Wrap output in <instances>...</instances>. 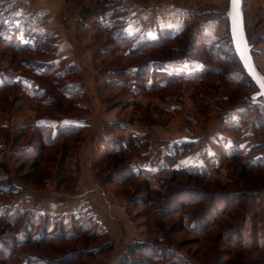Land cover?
Returning <instances> with one entry per match:
<instances>
[{"label":"rangeland","instance_id":"rangeland-1","mask_svg":"<svg viewBox=\"0 0 264 264\" xmlns=\"http://www.w3.org/2000/svg\"><path fill=\"white\" fill-rule=\"evenodd\" d=\"M57 1L58 6L61 5L60 17L66 23L57 29H48L41 24L48 20V14L29 10L32 5L30 0H0V176L10 177L21 189L16 196L0 193V213L12 208L45 209L49 201L55 204V211H61L59 204H63V207L72 204L70 212L92 218L104 231L101 223L117 229L114 235L105 231V237L90 238L82 235L75 240L49 245L50 248L57 246L62 252H67L81 247L97 248L105 242L109 243L107 251L86 257L79 264H113L133 240L154 241L160 249L171 247L173 252L189 264H213L218 259V249L231 251L230 257L234 259L241 254L239 263L236 261L238 264L261 260L260 256L249 253L247 249L242 251L238 247L224 244V239L221 242L211 240L217 233L226 234L227 229L242 222L244 216L248 220L242 229L244 235L248 233L251 224L264 231V167L249 170L241 177L240 159L232 158L239 151L250 157L251 162L262 155L264 100L260 97L251 98L257 89L245 77L233 55L228 23L220 27L217 33L219 37L207 33L199 25L207 15L215 19V25L220 22L225 8L221 6L220 0H121L119 3L114 0ZM246 4L244 24L247 39L256 66L264 75V0H246ZM112 6L124 10L116 16L122 19L126 32L137 31L136 39L142 36L157 39L158 36L172 33L175 35L174 40L161 47H146L143 50L146 55L136 56H127V48L105 45V41H110V36L104 29L102 12ZM129 6L135 10V17L129 11ZM82 7H90L98 13L86 24L80 25L78 19ZM157 9L160 12L157 13ZM144 21L147 27L141 28L140 33L138 26L134 28L133 25ZM174 24L181 25L159 28V25ZM144 29L146 32H143ZM65 32L68 37H73L76 45L73 54H70L71 59L67 60L65 56L64 61L56 55L55 47ZM206 33L209 35V44L201 48ZM5 36L9 40L14 38L13 44L1 42ZM104 48L116 49L115 57L104 58L101 51ZM145 61L150 65L147 68L149 73L154 69L160 75L152 80L147 72V77L142 79L130 77L127 86L113 84L103 89L104 80L109 77L104 71L108 68L135 66ZM40 63L46 67L52 64L53 75L60 74L71 64L76 69L64 78L45 77L41 75L45 66ZM78 63L86 65V69L88 67L91 70L90 74L84 76ZM165 78H169L166 85ZM82 83L90 87L86 93L81 91ZM154 83L155 87L148 90L146 85ZM136 84H139V88H135L137 90L134 89ZM57 88L78 93L79 99L76 101L82 109L69 107V101L60 96ZM89 89L92 90L91 95H88ZM39 91L44 93L38 98ZM49 97H54V101L44 102ZM92 101H96L100 109L114 114L115 121L129 122L127 130L117 134L123 138L126 148L123 157L136 169L146 170L148 179L135 177L126 186L116 183L103 185L101 181L112 171V166L94 170L91 164V185L75 189L78 177L77 150L80 144L75 150L76 158L68 163L67 179L61 186L54 175L56 162H49L48 159L40 162L35 176L24 179L23 176L32 171L30 163L22 172L16 171L22 162L16 161L14 155L20 146L27 143L32 128L14 146L12 138L16 137V131L39 123L55 128L67 117L89 115L90 107L87 105H91ZM161 138H167L171 146L183 141H190L193 146L187 153L178 156L175 162L164 163L162 157L165 147H159ZM49 153L46 150V155ZM4 164L7 170L2 169ZM174 169L186 170L191 176L187 173L176 174ZM45 176H49V179ZM93 186L101 189V204L107 207L118 206L123 219L118 220L111 214L101 220L92 215L90 203L94 204L97 198L88 193ZM183 186L198 188L201 194L199 202L188 203L193 196L189 190L183 191L177 202L182 207L167 213L173 207L166 206V200ZM257 191L263 192L261 198L249 205L250 197ZM237 193H241L239 202L229 208L226 215L216 216L215 224L201 236L199 243H193L191 239L195 236L183 224V216L188 214L185 223L189 225L192 219L204 213L213 202L215 211L207 212L206 217L196 218L201 225L205 219L208 223L210 216L221 207L222 200L218 198ZM132 196H146L147 200L143 201V205L132 206ZM81 197L85 200L76 204L71 202ZM125 201H128V207ZM49 215L59 221L64 213ZM55 221L51 220L50 223ZM6 226V220H0V240L2 237H20V227L11 226L5 230ZM182 227L185 230L180 231ZM14 251L16 255L12 260L5 259L0 264H25L28 256L41 252L31 243H18ZM48 255L53 256L52 253ZM227 257L229 255L219 259L225 261Z\"/></svg>","mask_w":264,"mask_h":264},{"label":"trees","instance_id":"trees-1","mask_svg":"<svg viewBox=\"0 0 264 264\" xmlns=\"http://www.w3.org/2000/svg\"><path fill=\"white\" fill-rule=\"evenodd\" d=\"M68 1V0H67ZM105 1V0H104ZM109 1V0H106ZM118 3L121 0H114ZM107 3V2H106ZM102 11V10H100ZM124 11L121 10L117 6H112L109 10H105L102 12V16L104 19V29L110 36V41H105V45H114L117 48H127V56H136V55H146L147 53L144 50L146 47L156 48L165 45L170 40H174L175 35L172 33H166L165 36H158L157 39H148L145 36L140 37L138 39L135 33L128 34L123 27L122 19L118 18L116 14L118 12ZM96 11H92L90 7H82L80 10V17L78 22L80 25L86 24L88 20H90L93 15H96ZM6 28L5 31H7ZM10 36V35H7ZM177 36V35H176ZM9 37H4L1 39V42L5 44H9L10 42L13 44L12 39H8ZM209 35L206 33L204 35V41L200 44L201 48L208 46L209 44ZM111 43V44H110ZM233 49V47H232ZM116 49H102V56L104 58H114ZM202 50V49H201ZM233 55L235 56L237 62L240 64L234 50ZM148 61L142 62L139 65H131L127 67H115L108 68L106 74L109 76L104 80L105 85L103 89L109 87V85H121L127 86L130 84V77L136 78H145L149 74V77L152 80L160 75L154 71V69H147L150 65L147 63ZM42 66H45V69L41 71V75L43 76H58L60 78L67 77L74 73L76 66L71 64L68 67H65L63 71L58 75H53L51 73L52 64H47L48 66L40 63ZM241 66V64H240ZM242 68V66H241ZM148 72V74H147ZM242 72L245 77L252 83L249 77L244 73L243 68ZM122 77H119V76ZM169 78H165L164 85L167 84ZM146 81V80H145ZM146 84V83H145ZM253 84V83H252ZM148 90H152L155 87L154 84L146 85ZM161 86V84H160ZM253 86H255L253 84ZM135 88H139V84H136ZM58 89V88H57ZM102 90V88H100ZM135 89V90H137ZM144 89V88H143ZM145 90V89H144ZM60 96H62L65 100L69 101V107L75 110H81L82 106L76 100L79 99V94L73 90L65 91V89H58ZM43 91H39L38 98L43 96ZM54 97H49L48 99H44V102L50 103L54 101ZM53 106V105H52ZM72 118V117H67ZM129 122L115 121L111 123H107L103 130L99 133V137L93 147L92 155H91V164L94 170L100 169H108L112 166V171H109L108 174L102 179L101 183L103 185L107 183H116L118 185L126 186L131 180L135 177H142L146 180L147 176H149L148 172L143 169H136L135 166L128 160L124 159L125 156V147L123 145V138L117 136L118 133L124 132L127 130ZM29 128H32V135L28 137L27 143H24L19 147L15 152V160L22 162V164L18 165L16 171L22 172L27 164L30 163V167L32 168L31 172L26 173L23 178L30 179L38 173V167L40 162L43 159L49 162H56V168L54 169V175L57 180L59 186L65 183L67 179V174L69 170V162L76 158V148L79 146L82 135L85 130V126L77 125L74 123H60L55 128H52L50 125L46 124H36L26 127V129L18 130L16 137L12 138L13 145L15 146L17 142L21 139H24L27 135V131ZM52 131V133H51ZM50 132V134H49ZM193 143L190 141H183L179 143L172 144L171 153H166L163 155L162 160L164 163H173L176 158L180 155H183L191 149ZM258 148V147H257ZM46 150H49V155H46ZM233 159H240V173L241 177H244L247 171L254 170L260 167H264V151L262 155L258 158L253 159L251 162L250 157H247L243 152H237L232 155ZM44 161V160H43ZM3 170H7V166L4 164L2 166ZM176 174H185L188 171L183 169H174ZM191 172V171H190ZM188 176H191L187 173ZM193 176V175H192ZM49 179V176H45ZM146 177V178H145ZM198 177V176H193ZM148 179V178H147ZM146 186L148 184L146 183ZM193 188V187H191ZM189 190L192 194L193 198L190 199L188 203L194 204L199 202V198L201 197L200 191L198 188L190 189V187H180L176 189L173 194L166 200V206H172L173 210H168L167 213H173L175 210L180 209L182 206L178 202V199L182 196L183 191ZM2 192V193H1ZM21 192L20 187H18L13 180L8 176H0V193L4 195L16 196ZM262 191H257L252 194L250 197L249 205L256 200L261 198ZM134 196V195H133ZM131 197V205H143L145 204L143 201L147 200L146 196L141 197ZM241 193L232 194V195H221L218 199L222 200L221 207L219 208L214 215L212 214L209 218V221L202 223H198L196 218H203L207 216V212L215 211L216 207L214 203L209 204L205 212L199 214L200 216L192 219L189 225H186L185 219L188 216L186 213L183 216V224L186 226L188 231L194 234L193 243L198 244L200 238L209 227L215 224V218L218 215H226L229 208L234 207L240 200ZM238 198V199H237ZM176 200V202H175ZM125 206L128 207V201L124 202ZM130 205V206H131ZM181 206V207H180ZM180 207V208H179ZM204 211V210H203ZM50 213H42L35 210H26L21 208H12L4 213H0V220H6L5 230L13 227H20L19 238L14 237H2L0 240V257L2 258L0 262L2 263L5 259L12 260L16 255L14 248L20 243L23 244H35V249L41 250L40 253L33 254V256H28L26 258L25 264H79L86 257H89L94 254H98L102 251H107L109 249V243L105 242L97 248H78L67 252H62L60 247H52L50 248L51 243H59L63 241H70L78 239L80 236H87L90 238H98L105 237L106 232L102 229V227L92 218L87 216L82 217L80 213L70 212L64 213L62 215L61 220L55 221L54 217L49 215ZM234 215V213L232 214ZM203 216V217H201ZM65 218H68L66 221ZM196 219V220H195ZM264 220V217L262 218ZM53 220L56 222V225L50 221ZM201 220V219H200ZM210 221H212L210 223ZM248 220L244 216L242 218V222H240L235 227H230L227 229V233H217L214 236V239L211 240L213 242H221L224 239V244L238 247L240 250L244 251L247 249L249 253H254L260 256L261 260L250 261L248 264H264V231L260 229H256L253 225H249L248 233L243 234V227ZM210 223V224H209ZM264 223V221H262ZM261 226V225H260ZM264 227V226H263ZM185 230L184 227L180 229V231ZM261 235L263 237H261ZM210 247V246H208ZM263 249V250H262ZM52 253L53 256H49L48 254ZM222 253V254H221ZM231 251H222L218 249L216 251V256L218 259H215L213 264H238L239 259L241 258V254L236 256V259L230 257ZM228 259L222 261L219 259L222 256H226ZM238 260V263L236 262ZM113 264H189L185 259H181L171 247L160 249L154 241H143V240H133L131 241L121 255L114 261Z\"/></svg>","mask_w":264,"mask_h":264},{"label":"crops","instance_id":"crops-1","mask_svg":"<svg viewBox=\"0 0 264 264\" xmlns=\"http://www.w3.org/2000/svg\"><path fill=\"white\" fill-rule=\"evenodd\" d=\"M30 1L32 2V5L29 8V10L37 11L39 14H40V12L48 14V20L46 22L44 21V23L41 22V24L45 25V28L57 29V28H59V26L62 27V25H64L66 23V22L64 23L63 18L60 17L61 12L59 13V11H60L61 5L58 6L59 3H57L58 2L57 0H30ZM204 1L209 2V0H204ZM219 2H221V6L225 7L224 13L220 16V22L217 25H215V19H213L212 16L207 15V16H205V19H204L205 23L201 22L199 24L201 27H203V29L207 33H210L215 37H219L217 35V33L219 34V32H220L219 30H221L220 27H222V25L224 26L225 23H228L226 13H225L227 10V7H228V0H220ZM246 5H247L246 0H243V13H245L244 15H246ZM27 9H28V7H27ZM129 11L131 13H133V17L136 16L135 10H133L132 7L130 9V6H129ZM156 12L158 13V12H160V10L157 9ZM204 13L209 14V12H204ZM39 23L40 22H38V24ZM146 24H147L146 21H144V23L140 22L138 24H137V22H135L133 27L136 28L135 26H138V29H139L138 32H140L141 28L147 27ZM180 25L181 24L159 25V28L167 29V28L176 27V26H180ZM132 32L135 33L137 31L136 30L135 31H127L128 34H133ZM143 32H146V30L144 29ZM140 33H142V32H140ZM150 33L153 34L152 32H150ZM70 37H71V35H70ZM70 37H68L66 35V32L61 34V36L59 37V42L56 44V47H55L56 55L59 58L63 59L64 61H65V56H67V58H68L67 60L71 59L70 54H73L74 49H75L76 42H75V40L74 41L72 40L73 37H71V38ZM78 64L80 65L81 69H83V75L84 76L86 75V73L90 74L91 70H89L88 67L86 69V65L82 66V64H80V63H78ZM86 85L87 84L83 85V83H82V85L80 84L81 91L84 93H86V89L90 88L89 86H86ZM91 94H92V90L89 89L88 95H91ZM93 98H94V96H93ZM96 103H97L96 101L95 102L92 101L91 105H89V104L87 105L88 108L90 107V114L89 115L81 116V117H72V118H68V119L66 118V120H64V122L62 121V123H69L70 122V123H74V124L86 127L84 130V134H83V138L81 140L80 146L77 150V161H76L77 162V169L76 170L78 172L77 173L78 177H77V180H75V189H78L80 186L81 187L82 186L83 187H89V185H91L92 181H91V176L89 175V169H90V165H91V155H92L93 147H94V145H95V143L99 137V133L103 130L105 125L107 123L114 122L116 119L114 114L107 112L106 109H100L99 105L97 106ZM83 105L86 107L85 104H83ZM130 130H131V127H130ZM173 140H175V139H173ZM161 146L165 147V148L163 147L164 148L163 151L165 154L171 153V151H169V150H171L172 146H171L170 142L169 143L167 142V138H161L159 147H161ZM90 188H91V190L89 191L88 194L91 193V195H93L95 197V199L97 198V200L95 201L96 204L90 203L91 213L93 212L92 213L93 216L96 215L101 220H104L107 218V216H110L112 214L113 216L117 217L118 220L123 219L121 217V213L118 209V206H116L117 208L116 207H107V206H104L103 204H101L102 198H101L100 187L93 186ZM100 199H101V201H99ZM80 200H85V199L79 198V200H75V201H71V202H74L76 204V203H79ZM59 205H60L61 211H58V210L55 211V204H51L50 201L47 202V205H45L46 206L45 209H35V210L42 212V213H51V214L52 213L53 214L54 213L55 214L61 213L62 214V213H67L69 210H71L70 207L72 204H69V205L66 204L64 207H63V204H59ZM100 205H102V207ZM56 206H58V205H56ZM68 206H69V208H68ZM97 208H99L100 210H98ZM101 225L103 226L105 231L109 232V234L114 235V233L117 232L116 228L113 229L112 226H110V225L108 226L106 223H103V224L101 223Z\"/></svg>","mask_w":264,"mask_h":264},{"label":"water","instance_id":"water-1","mask_svg":"<svg viewBox=\"0 0 264 264\" xmlns=\"http://www.w3.org/2000/svg\"><path fill=\"white\" fill-rule=\"evenodd\" d=\"M229 35L233 50L243 68L244 73L249 77L256 87L251 98H262L264 100V75L258 70L251 53V46L248 42L243 14V0H228L226 10Z\"/></svg>","mask_w":264,"mask_h":264}]
</instances>
